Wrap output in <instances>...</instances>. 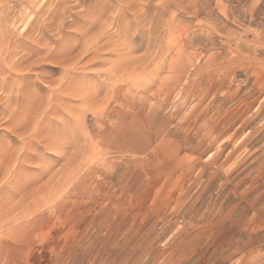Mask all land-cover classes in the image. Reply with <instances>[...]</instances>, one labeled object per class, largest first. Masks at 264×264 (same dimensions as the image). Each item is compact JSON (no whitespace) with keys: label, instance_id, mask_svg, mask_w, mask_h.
<instances>
[{"label":"rangeland","instance_id":"obj_1","mask_svg":"<svg viewBox=\"0 0 264 264\" xmlns=\"http://www.w3.org/2000/svg\"><path fill=\"white\" fill-rule=\"evenodd\" d=\"M0 264H264V0H0Z\"/></svg>","mask_w":264,"mask_h":264}]
</instances>
